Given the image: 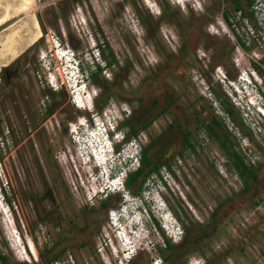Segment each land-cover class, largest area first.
Wrapping results in <instances>:
<instances>
[{
  "label": "rangeland",
  "instance_id": "374dc122",
  "mask_svg": "<svg viewBox=\"0 0 264 264\" xmlns=\"http://www.w3.org/2000/svg\"><path fill=\"white\" fill-rule=\"evenodd\" d=\"M10 1L0 2V15H6V21L0 26V69L27 51V69L36 81L44 83L38 82L39 88L43 86L44 108L49 100L60 97L71 100L73 97L79 102L75 105L71 100L79 115L100 111L105 103L95 96L94 91L99 88L92 83L93 78L79 79L77 69L102 64L111 50L113 64L99 73L97 79L100 82L117 79L124 90H130L147 79H158L182 97H186L194 82L198 90L193 89L194 95L201 92L206 104L205 114L217 116L218 125H213L216 137L207 136L200 129L193 138V151L182 149L181 154H171V166L177 173L167 177L166 192L162 186L156 188L167 209L162 206L158 209L153 201L158 192L153 187L156 182L151 183L153 177H150L148 186L152 190L145 186L138 190L137 184H133L126 196L134 197L126 202L122 200V189L115 191L120 195L115 194L110 206L122 205L125 209L120 210L123 216L116 213L119 220L113 226L109 224L104 208H88L98 203L96 194L92 195L94 191L98 193L100 188L109 191L101 183L99 165L102 161L98 160L100 163L96 165L88 152L94 147L88 134L82 131L79 139L72 133L65 134V146L58 147L59 135L52 133L49 137L54 146H51V143L43 142L39 134H18L15 138L9 119L0 118V255L7 257L6 261L0 260V264H41V256L47 258L57 253L56 264H117L114 253L123 255L121 248L125 242L128 246L124 251L133 248L135 255L123 264H167L163 258L168 254L165 239L173 244L168 259L170 264L195 261L196 264H264V226L262 229L258 225L259 219L264 218V202L256 208L241 210L228 222L225 218L219 222L216 216L229 202L235 201L233 191L240 186L231 165L235 157L220 146L224 138L231 150L259 169L260 183H264V118L258 111L264 107L263 100L259 107V96L262 97L264 92V28H259L253 21L255 35L252 36L251 31L243 27L233 0H33V7L21 10L18 8L20 2L15 1L11 6ZM238 3L246 16L251 17L248 0H238ZM224 13L233 18V32L247 42L244 53L237 50L230 39L234 50L232 56L237 58L238 66L225 53H222V60H216L214 48L206 40V36H210L207 32L210 27L214 34L218 30V38L226 40L222 36L227 32L219 22ZM168 16H178L183 28H192L194 34L199 32L197 41L193 34L187 37L194 49L187 51L185 74L168 68L179 56L181 36L186 35L183 29L167 19ZM32 17L38 22L41 37L30 45L27 41L32 31V20L29 19ZM201 19L200 26H195ZM11 31L15 33V49L20 51L13 58L2 47ZM212 38L216 40L217 37ZM63 51L72 54V58L77 57L78 66L74 61L70 66L63 62L59 57ZM253 52L260 57L255 59L262 74L246 61V55ZM239 74L249 79L251 85L245 89L246 94L243 90L236 91L245 96L236 97L235 104L223 92V84L218 78L230 77L234 82L225 83L240 88ZM190 75L194 76L192 81ZM73 77L79 88L73 86ZM93 97L96 102L90 112ZM124 99L121 93L112 95L106 107V113L114 117L111 122L119 124L126 134L125 141L115 146L116 151L123 149L125 153L112 156L107 153V167L119 165L113 172L116 175L121 174L119 167L126 169L123 163L120 164L126 153L128 169L135 166L138 151L135 152L136 147L130 141L134 138L138 143L139 133L141 140L149 142L147 156L154 158L158 152L154 139L158 127L151 125L141 133L142 122H137L138 135H130L122 108L134 111L138 107L132 97L129 101ZM225 107L232 109V115L225 112ZM156 122L159 124V120ZM255 184L258 181L255 180ZM46 190L52 195V201L44 197ZM212 211L213 218L210 219L208 216ZM207 221L212 225L205 230L209 236L202 243L201 239L196 243L189 240L184 244L175 243L169 237L171 229L178 226L177 234L186 233L192 238L198 230L196 225ZM118 225L127 227V232L119 230L118 233L115 230ZM117 234L125 236V241Z\"/></svg>",
  "mask_w": 264,
  "mask_h": 264
},
{
  "label": "flooded vegetation",
  "instance_id": "af4514ba",
  "mask_svg": "<svg viewBox=\"0 0 264 264\" xmlns=\"http://www.w3.org/2000/svg\"><path fill=\"white\" fill-rule=\"evenodd\" d=\"M241 16L249 17V24H253V19H251L250 16H246L243 14ZM167 19L170 20V22H172L173 24L179 26V28L183 29V34H186L185 36H181V42L179 46L180 54H178L179 56H176L175 60L169 63L168 68L170 71L179 70L180 72H182V74H185V69L183 67L184 64L188 62L187 51H191V49H194L191 42H189V38L187 37H190L193 34L195 37L194 40L197 41L199 32L194 34V32L191 30L192 28L189 30L187 28H183V23L178 16H168ZM202 20L203 19L198 21L195 26H200V23L203 22ZM222 21L225 24L227 32V34L224 33V36L222 37H224L226 40L224 41L221 37L218 38V30H216V34H214L209 29H207V32L210 36H206V40L207 42L212 44L215 51L214 54L216 60H222V53H225L226 56L230 57L234 61L235 65L238 66L239 62L237 58H234L232 56L234 50L233 46L231 45L230 39L233 44H239L240 52H244L243 48L245 47V43L247 44V42H245L240 35H237L235 34V32H233V26H235L233 18H230L229 16L226 18L224 15H222ZM242 23L243 27L245 28L246 25L243 20ZM246 33L248 34V32ZM212 36H216V40L213 39ZM262 38L263 37H261V39ZM98 47L100 48V46ZM26 53L28 52L25 51V54L23 56L21 55L11 63L3 65V67L0 69V118L7 117L9 119L10 127L13 131V136L16 135L15 138L19 137L18 134H28L30 136L39 134L42 137L43 142L45 140V142L51 143L52 139H50L49 136L53 133L54 135H59L57 137L58 147H60V145L65 146V143L63 141V139L65 138V134L70 135V133H72L73 136L77 135L79 139L82 131L85 130V128L79 124L80 120L86 119L89 122L90 126H92L93 119L97 117L104 118V116L107 114V104L112 100V95H118L119 93H121V96L123 95V98H125L124 100L129 101L131 99L128 98L132 97L133 100L137 102L138 109H135L134 111H131V109H129V111L124 114L125 122L133 121L134 125L137 122H142V125L139 128L140 130H142L141 133L145 131L144 129L151 125L159 128L156 136H154V139L156 140L155 142H157L156 148L158 147V152L154 158H149L147 156L146 147L147 145H149V142L141 140L139 137V130H137V135L139 133L137 164H135L132 170H129V167H127V160L123 163V167H126V169L124 168L126 170V175L123 178V193H121V195L123 197L122 200L125 202L128 199H132L134 197L133 195H131L129 196L130 198H127L129 188H131L133 184H137L138 190H141L144 186L147 189L151 188L148 186L151 181L150 177H153L151 183H153L154 181L156 182L155 186L153 185L156 192H158L156 188H160L161 186L163 188V191L166 192L168 187H166V182H168L167 177L171 178V175L173 176L175 172L177 173V171H175V169L171 166V154H174L175 152L181 154L182 149H185L188 152L193 151L195 147L193 138H195L196 133L200 129H203V132L207 136L216 137V131L213 125H218L216 120L217 116L211 115L207 117L204 111L206 104L203 101V96L200 94L201 92L194 95L193 89L197 90L194 82H192V87L189 88V92L186 94V97H182L181 94H178L172 89L167 88L163 84V82L158 79H147L143 83L139 84L137 88L130 90H124L121 86V83L118 82L117 79H114V81L103 79L100 82L97 79L99 73L104 72L111 64H113L112 62H110L112 59L111 50H108V54L110 56L102 64L95 63L92 64L93 66H90L89 69L83 68L87 72L88 76L92 71H97L96 79H92L94 80L92 81V83L99 88L98 91H94L95 96L101 98V100L105 103V106H103L100 111L91 112V110H94V103L96 102L94 100L96 99L94 98L95 96L93 97V100L91 102V109H88L91 113L87 116H85L84 114L79 115L78 111L72 106V99H60L61 97L58 99H52L45 104L44 108V94H42L43 86L42 88H39L38 82L41 85H43L44 83L42 84L41 80L36 81V79L32 77L30 70L27 69L28 63L26 59ZM246 56L247 63L250 66L252 65L253 69H256V71L258 68V72L262 74L259 66H257L258 61H256L255 59H260L258 54L253 52L252 55ZM96 66H99V69H97ZM209 68L213 69V66L209 65ZM216 69V71H221L220 68ZM227 73L228 72H226V74ZM240 75L241 74H239L237 78ZM193 78L194 76L190 75L191 81L193 80ZM227 78L228 77L224 79L218 78V81L222 82L223 85L225 82H228V84H230V82H234L230 77L228 79ZM223 85V92L229 97ZM47 96L48 95L46 94V97ZM226 113L228 115H232L228 112ZM157 120H159V124H157ZM122 121H124V119ZM126 126L130 130L129 126ZM117 128H120L119 124ZM124 141L125 139L122 142ZM49 145L54 146L53 143ZM220 146L225 148L228 155L235 157L234 159H232L231 165L240 184L237 190L235 192L233 191V198L235 199V201L229 202L228 206L225 209H222L218 214H216L219 222H221V220H224V218L225 221L228 222L230 218L238 214L241 210L249 209L251 207L256 208L262 202H264V183H260L262 181L259 179V169H256L252 165L246 163L243 158H241L237 154V152L231 150L226 145L225 138L220 142ZM136 170H140V175L136 180L132 182L130 187H127L126 183L129 177L128 174ZM255 180L258 181V184H255ZM187 182L190 185V181L187 180ZM256 185H259V188L256 187ZM147 189V193L149 192V190H152V188L149 190ZM116 193L117 192L111 193L106 191L105 195L97 194L96 196L99 199L98 203H93L91 205L92 207H88L89 209H93L96 207L104 208V213L109 219L108 222L113 226L117 224V220H119V216H117L116 213L120 215V210L125 209H123L122 205L120 207L116 205L114 207L110 206L109 202L113 201V198L119 194ZM144 193L145 190L143 191V194ZM155 194L156 196H153V198L155 197V199L160 201L162 208L164 207L167 209L165 201L161 197L159 192ZM143 197L146 198V196ZM147 201L144 203L146 204ZM110 213H113V216L111 215L110 217ZM213 213L214 211H212L210 213V216H208L211 217L210 219L213 218ZM121 215L123 216V214ZM168 215H170L169 212ZM211 225L212 224L208 221L205 224H197L196 226L198 230L196 231L197 233L194 237L189 238V234L181 233V237L177 243H182L183 240H189L191 241V243H196L200 239L202 243V240L209 236L207 235V233L205 234V230L211 228ZM258 225L263 229L264 218L259 219ZM260 228L259 230H261ZM251 231L252 233L255 232L253 229H251ZM134 255L135 254H133L132 258L134 257ZM169 262L167 264H170ZM196 262L197 261L191 264H196Z\"/></svg>",
  "mask_w": 264,
  "mask_h": 264
},
{
  "label": "built area",
  "instance_id": "2783aa9c",
  "mask_svg": "<svg viewBox=\"0 0 264 264\" xmlns=\"http://www.w3.org/2000/svg\"><path fill=\"white\" fill-rule=\"evenodd\" d=\"M238 14H239V17L241 18V20H243V22L245 23L247 30L252 34V35H255L254 34V31H253V26L254 24H256L259 28H264V0H252V3H251V6H250V14H251V18L253 19V21H255L254 24H249V17H242L241 16V11L238 10ZM222 28H225V24L223 23L222 20L219 21ZM211 29V27L209 28V30ZM212 30V29H211ZM263 39V38H262ZM239 44L236 43V49L239 50ZM251 57V56H250ZM72 101L74 102L73 100V97H72ZM74 104L76 105V101L74 102ZM122 111L127 113L129 110L127 107H124L122 108ZM112 119H114L113 116L111 115H108L106 114L104 116V118H95L93 119V125L90 126L89 122L86 120V119H81L80 120V125L83 126L85 128L84 132H85V135L88 134L90 136V139H91V143L94 145L93 148H90L94 151V153H92V155H95L97 157L98 160H101L102 162L100 163L99 167H100V175H102V178H101V183H104V185L106 186V189H108L109 191L108 192H115V191H119L120 189H122L123 187V178L125 177L126 175V170L122 167H119L121 168V171H120V175H116V173H113V172H116L117 170L115 169V167H118V166H110V167H107V161H108V156H104L105 152L108 153L109 155H119L121 153H125L123 149L119 150V151H116L115 150V146L118 144V143H121L124 139H126V134L125 132H123V130L120 128L118 130L117 125H115L114 123H112ZM112 133L113 136H112ZM113 139L115 142H113ZM131 144L134 145V147H136V150L135 152H137L139 150V144L137 143V141L133 138L131 141H130ZM103 148V152L99 151L102 150ZM128 154L126 153L125 155H123V158L120 162L121 163H124L126 161V157ZM137 160H138V157L135 158L134 162L137 164ZM98 163V164H99ZM97 164V165H98ZM115 174V175H114ZM92 182L94 181V179L91 180ZM100 192L97 193V190L94 191V193L92 195H97V194H103L105 195L106 194V191H104L103 188H100L99 190ZM90 198H91V195H90ZM111 215H113V213H110V217ZM176 228H173L171 229V239L173 242L177 243L181 237V232L177 234V232H179V227L178 226H175ZM135 251H133V248H129V251L127 250L126 248V251H124L123 249V255H119L118 252H115L114 253V256H117L118 258V262L117 264H123V262H128ZM58 263L57 260H54L52 261L51 263L49 264H56Z\"/></svg>",
  "mask_w": 264,
  "mask_h": 264
},
{
  "label": "bare ground",
  "instance_id": "6f19581e",
  "mask_svg": "<svg viewBox=\"0 0 264 264\" xmlns=\"http://www.w3.org/2000/svg\"><path fill=\"white\" fill-rule=\"evenodd\" d=\"M2 0H0V2H1ZM5 3H7L9 0H3ZM15 1H17V2H20V4H19V6H18V8H19V10H21V9H25V8H27V9H29L28 7L29 6H32L33 5V0H11L10 2H11V6H12V3L14 4V2ZM16 2V3H17ZM3 3V2H2ZM4 4V3H3ZM3 4H2V6H3ZM6 5V4H5ZM8 5V4H7ZM9 6V5H8ZM10 7V6H9ZM8 7V8H9ZM14 8H15V6H13ZM33 7V6H32ZM0 8H1V5H0ZM8 8H7V10H8ZM12 8V7H11ZM12 10V9H11ZM15 10V9H14ZM18 11V10H17ZM4 12V11H3ZM2 12V13H3ZM6 12V11H5ZM4 12V13H5ZM14 13V12H13ZM7 14V13H6ZM9 14V13H8ZM11 15V14H10ZM30 16V15H29ZM28 16V17H29ZM8 19V18H7ZM29 19H31L32 21V31H31V34H29L30 35V38L28 39V43L31 45V44H33L34 42H36L40 37H41V32H40V28H39V25H38V23H37V21L32 17V18H29ZM6 21V15L5 14H3V15H0V26L2 25V24H4V22ZM9 22V21H8ZM31 25V24H30ZM15 27V26H14ZM30 27V26H29ZM28 27V28H29ZM11 30V29H10ZM15 31V30H14ZM28 32V31H27ZM14 35H15V33L14 32H10L9 34H7L6 35V37H5V40L3 41V50H4V52L6 51L7 53H10V54H12L11 56H12V58L13 57H17L18 55H19V53H20V51H18L17 52V50L15 49V39H14ZM17 40V39H16ZM38 42V41H37ZM18 44V43H17ZM19 45H21V44H19ZM18 49V48H17ZM3 54V53H2ZM10 56V57H11ZM1 57H3V56H1ZM8 62V61H7ZM257 81H258V79H257ZM259 82V81H258ZM261 84V83H260ZM74 102H75V100H74ZM76 103H79L77 100H76ZM91 109V107L89 108V110ZM80 124V123H79ZM73 131V130H72ZM88 152L91 154V156L94 158V162L95 163H97L98 162V159H97V157L95 156V155H92V153H94V151L92 150V149H88ZM101 152H103L102 150H101ZM104 156H108V154L105 152V154H104ZM98 164V163H97ZM96 164V165H97ZM153 203V202H152ZM163 219H165L166 220V217L165 218H163ZM115 230L116 231H118V233H120V231L119 230H121V231H125L126 230V232H127V227H121L120 225H118V226H115ZM117 236L119 237V238H121V237H123V240L125 241V236H119V234H117ZM124 241H122V242H124ZM126 246H128V242H125V244H124V246L122 245V248H121V250H123Z\"/></svg>",
  "mask_w": 264,
  "mask_h": 264
},
{
  "label": "trees",
  "instance_id": "16d2710c",
  "mask_svg": "<svg viewBox=\"0 0 264 264\" xmlns=\"http://www.w3.org/2000/svg\"><path fill=\"white\" fill-rule=\"evenodd\" d=\"M233 2H234L235 10H240L243 15H247V13L245 12V10H243L241 8L240 4L238 3V0H233ZM248 3L251 4L252 3V0H248ZM164 11H165V9H164ZM224 16L227 18L229 15L227 13H224ZM110 62L113 63V59H111ZM96 67H97V69H99V66H96ZM257 71H259L258 68H257ZM96 73H97V71H92L89 74L90 79L93 78L95 80L96 79ZM224 109H225V112H228L229 114H232L233 113L232 112V109H229V108H226V107ZM125 124L128 125L129 128H130V135H136L137 134V130L135 129V125H134V122L133 121H126ZM128 175H129V177H128V180H127L126 185H127V187H130L131 184H132V182L134 180H136L138 178V176L140 175V170H136V171H134V172H132V173H130ZM44 197H46L50 201L53 200V197L50 194V192H48V190H46L44 192ZM158 228H160V227L158 226ZM165 242H166V247H167V250H168V254L165 255L163 258L168 263L169 262L168 259H169V256L171 255L170 252H172L173 245L167 239H165ZM185 242L186 241L183 240L182 241V244H184ZM57 257H58V253L57 254H53L51 257H47V258L41 256V261H42L41 264H49V263H51ZM0 260L1 261H6L7 260V257L5 255H3V256L0 255Z\"/></svg>",
  "mask_w": 264,
  "mask_h": 264
},
{
  "label": "clouds",
  "instance_id": "9594fccd",
  "mask_svg": "<svg viewBox=\"0 0 264 264\" xmlns=\"http://www.w3.org/2000/svg\"><path fill=\"white\" fill-rule=\"evenodd\" d=\"M64 54V55H63ZM63 54H61L59 57L60 58H63V62H65V63H68V65L70 66L71 64H72V62L74 61V62H76V66H78V64H77V61H76V58L77 57H75V56H73V58H72V54H68L66 51H63ZM74 59V60H73ZM67 61V62H66ZM78 68V67H77ZM78 71H77V77H79V79H81V78H85V79H88L89 78V76H88V74H87V72L81 67V69H77ZM237 80L240 82V84H241V87L239 88V87H236V86H234L233 84V86H229V85H227V84H224L223 86H224V89H225V91H226V93L229 95V97L231 98V101L233 102V103H235V104H237L236 102H234V99L236 98V97H242V96H245V92H246V90L245 89H247V87L248 86H250L251 85V83H250V81H249V79H246V78H243L242 77V74L237 78ZM83 86H84V84H83ZM237 90H243V92L245 93V94H243V92H239L240 94H237L236 93V91ZM263 95H262V97L261 96H259L260 97V100H261V103L259 104L260 106L259 107H261V105H262V100L264 101V92L262 93ZM247 102H250V101H247ZM246 103L244 102V104L243 105H245ZM239 107H241V108H244L242 105H238ZM240 108V109H241ZM242 111V110H241ZM258 111H259V113L262 115V117L264 118V107L263 108H260V109H258ZM252 128V127H251ZM120 129V128H119ZM118 129V130H119ZM113 134L114 133H112V136H113ZM113 142H115L114 141V139H113ZM172 220V219H171ZM168 221H170V219L168 220ZM172 222V221H171Z\"/></svg>",
  "mask_w": 264,
  "mask_h": 264
},
{
  "label": "water",
  "instance_id": "95a60500",
  "mask_svg": "<svg viewBox=\"0 0 264 264\" xmlns=\"http://www.w3.org/2000/svg\"><path fill=\"white\" fill-rule=\"evenodd\" d=\"M37 21V20H36ZM38 23V22H37Z\"/></svg>",
  "mask_w": 264,
  "mask_h": 264
}]
</instances>
